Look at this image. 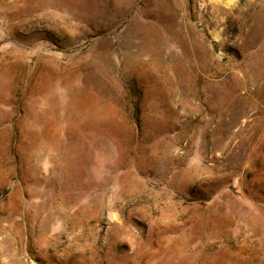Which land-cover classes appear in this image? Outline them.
<instances>
[{
	"label": "rangeland",
	"instance_id": "374dc122",
	"mask_svg": "<svg viewBox=\"0 0 264 264\" xmlns=\"http://www.w3.org/2000/svg\"><path fill=\"white\" fill-rule=\"evenodd\" d=\"M0 264H264V0H0Z\"/></svg>",
	"mask_w": 264,
	"mask_h": 264
}]
</instances>
